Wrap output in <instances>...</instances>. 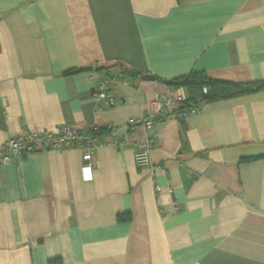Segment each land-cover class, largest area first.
I'll list each match as a JSON object with an SVG mask.
<instances>
[{
    "label": "crops",
    "instance_id": "1",
    "mask_svg": "<svg viewBox=\"0 0 264 264\" xmlns=\"http://www.w3.org/2000/svg\"><path fill=\"white\" fill-rule=\"evenodd\" d=\"M190 71L264 79V0H0V144L58 125L122 141L89 180L79 146L0 167V264H264V89L143 124L158 79Z\"/></svg>",
    "mask_w": 264,
    "mask_h": 264
},
{
    "label": "built area",
    "instance_id": "2",
    "mask_svg": "<svg viewBox=\"0 0 264 264\" xmlns=\"http://www.w3.org/2000/svg\"><path fill=\"white\" fill-rule=\"evenodd\" d=\"M202 90L206 92V87H203ZM93 99L95 102L105 105H113L116 102L113 94L107 89L106 80L98 81L93 90ZM183 99L184 97L176 93L172 87L164 92L154 93L142 118L143 124L147 125L158 118L181 122L199 110L201 104L190 108H180ZM129 121H132V119H129ZM97 130V126H92V132L86 133L71 125H58L49 130L22 131L0 144V167L11 162L20 161L29 152L79 146L82 149L81 158L83 160L80 168L81 175L83 179L89 180L91 179V158L95 149L103 145L119 147L122 144V141L116 136L102 139L93 133ZM154 143L155 137L147 136L135 144L133 156L137 167H148L150 165L149 149ZM154 189L159 190V186L155 185ZM174 208L177 209V206H174Z\"/></svg>",
    "mask_w": 264,
    "mask_h": 264
},
{
    "label": "trees",
    "instance_id": "3",
    "mask_svg": "<svg viewBox=\"0 0 264 264\" xmlns=\"http://www.w3.org/2000/svg\"><path fill=\"white\" fill-rule=\"evenodd\" d=\"M132 75H139V72H130ZM172 88L184 87L187 95L182 100L180 108L195 107L205 101L214 99L230 98L244 95L264 89V79L246 82H232L209 78L202 71H190L186 74L170 79L168 84ZM206 87V92L202 88ZM100 137V129L93 132ZM124 216H127L125 214Z\"/></svg>",
    "mask_w": 264,
    "mask_h": 264
},
{
    "label": "water",
    "instance_id": "4",
    "mask_svg": "<svg viewBox=\"0 0 264 264\" xmlns=\"http://www.w3.org/2000/svg\"><path fill=\"white\" fill-rule=\"evenodd\" d=\"M141 78L144 80H155L154 75L150 74V73H145L143 75H141ZM158 81L165 83V84H169L170 83V79H158Z\"/></svg>",
    "mask_w": 264,
    "mask_h": 264
}]
</instances>
